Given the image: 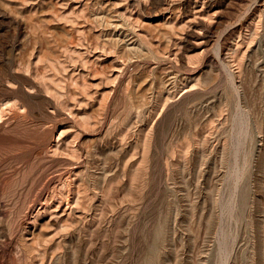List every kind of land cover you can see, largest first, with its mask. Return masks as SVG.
Instances as JSON below:
<instances>
[{"label": "rangeland", "instance_id": "374dc122", "mask_svg": "<svg viewBox=\"0 0 264 264\" xmlns=\"http://www.w3.org/2000/svg\"><path fill=\"white\" fill-rule=\"evenodd\" d=\"M0 264H264V0H0Z\"/></svg>", "mask_w": 264, "mask_h": 264}]
</instances>
